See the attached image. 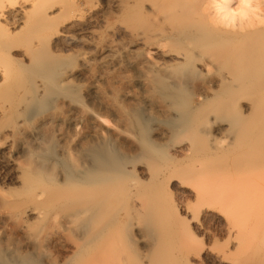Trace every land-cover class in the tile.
<instances>
[{
  "label": "bare ground",
  "instance_id": "6f19581e",
  "mask_svg": "<svg viewBox=\"0 0 264 264\" xmlns=\"http://www.w3.org/2000/svg\"><path fill=\"white\" fill-rule=\"evenodd\" d=\"M260 4L0 0V264H264Z\"/></svg>",
  "mask_w": 264,
  "mask_h": 264
},
{
  "label": "rangeland",
  "instance_id": "374dc122",
  "mask_svg": "<svg viewBox=\"0 0 264 264\" xmlns=\"http://www.w3.org/2000/svg\"><path fill=\"white\" fill-rule=\"evenodd\" d=\"M260 3L262 5L260 4L259 8L263 7L264 0L263 1L260 0ZM261 10L263 11V9H261ZM262 11H260V12H262ZM198 75L199 74H197L196 77L194 78V80H192L190 83V87L192 88L191 91H192V93L194 92L193 93L194 102H199V100H201V97L197 94V92L201 88V85L205 82L209 83V81H211V78H214V75H208V76L205 74H202L200 76H198ZM201 77H202V79H201ZM206 78H207V80H205ZM199 80H200V83L198 82ZM191 84H193V86L194 85L195 86L192 87ZM195 89H196V92L194 91ZM211 120H213V118ZM176 187H177V185H176ZM176 187L172 186L170 191H171V195H173L172 196L173 199H175V201L173 200L175 205H178L181 201L185 202L186 199H185L184 195L180 192L179 188H176ZM183 202L180 204H183L184 207L179 204L178 208L176 209V212H178L179 214L176 213V215H178V216L180 215L179 218L181 220L183 219V223H181V224H182V226H184L183 228L185 229V231H187V233H190V234L193 233L194 235H197L196 238H199L200 239L199 241H201L205 245L213 244L215 247H219V246L224 245L225 241H226V235L222 229V222L219 220V218L218 217H209V218L205 219L203 222V225L200 226V225H198V223L196 222V220L194 219V217L192 215L193 204L191 203L188 206H186V204ZM185 210H188V211H185ZM203 264H217V263L213 262V261H207Z\"/></svg>",
  "mask_w": 264,
  "mask_h": 264
}]
</instances>
